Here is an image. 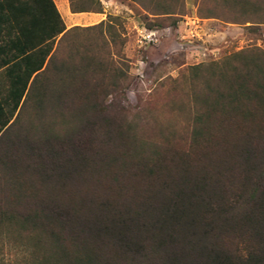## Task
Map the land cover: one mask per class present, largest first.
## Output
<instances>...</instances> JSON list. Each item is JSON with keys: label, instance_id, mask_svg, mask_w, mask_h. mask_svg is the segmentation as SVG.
<instances>
[{"label": "trees", "instance_id": "16d2710c", "mask_svg": "<svg viewBox=\"0 0 264 264\" xmlns=\"http://www.w3.org/2000/svg\"><path fill=\"white\" fill-rule=\"evenodd\" d=\"M70 11L100 4L71 1ZM64 32L53 0H0V132L22 100L42 120L37 135L23 126V215L0 212V226L23 232V264H264V52L188 68L178 147L174 132L148 142L117 116L120 103L105 99L119 82L99 94L85 78L109 64L75 62L74 47L60 57Z\"/></svg>", "mask_w": 264, "mask_h": 264}, {"label": "rangeland", "instance_id": "374dc122", "mask_svg": "<svg viewBox=\"0 0 264 264\" xmlns=\"http://www.w3.org/2000/svg\"><path fill=\"white\" fill-rule=\"evenodd\" d=\"M71 1L78 5L85 0H53L66 32L64 41L59 42L65 32L56 37L53 48L62 57L74 47L75 62L82 54L107 62V67L85 74L89 87L100 94L99 86L117 80L121 88L105 102H119L123 111L117 116L135 124L137 135L148 142L163 145V138L174 132L172 144L186 146L191 105L183 79L189 67L243 50L264 52V0H93L100 13L84 14L97 16V21L72 14ZM102 22L101 28L86 30ZM74 27L78 30L72 32ZM8 93V79L0 69L3 104ZM20 108L0 132V212L17 219L23 215V180L29 177H23V126L31 121L37 135L42 122L32 117L31 107ZM49 117L45 112L43 119ZM0 264H23V232L10 224L0 226Z\"/></svg>", "mask_w": 264, "mask_h": 264}, {"label": "crops", "instance_id": "0c3cea01", "mask_svg": "<svg viewBox=\"0 0 264 264\" xmlns=\"http://www.w3.org/2000/svg\"><path fill=\"white\" fill-rule=\"evenodd\" d=\"M77 16L79 17V18H85V20H87V21H97V20H99V18H97V16H93V15H91V16H88V15H85L84 13H79V14H77Z\"/></svg>", "mask_w": 264, "mask_h": 264}]
</instances>
